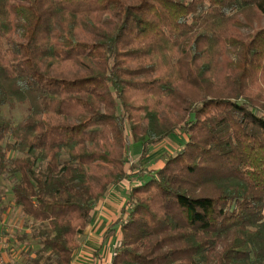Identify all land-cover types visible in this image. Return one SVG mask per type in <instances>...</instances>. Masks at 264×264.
Wrapping results in <instances>:
<instances>
[{
    "label": "trees",
    "instance_id": "16d2710c",
    "mask_svg": "<svg viewBox=\"0 0 264 264\" xmlns=\"http://www.w3.org/2000/svg\"><path fill=\"white\" fill-rule=\"evenodd\" d=\"M178 134L110 264H264V0H0V177L28 264H71L131 145Z\"/></svg>",
    "mask_w": 264,
    "mask_h": 264
},
{
    "label": "crops",
    "instance_id": "0c3cea01",
    "mask_svg": "<svg viewBox=\"0 0 264 264\" xmlns=\"http://www.w3.org/2000/svg\"><path fill=\"white\" fill-rule=\"evenodd\" d=\"M186 140V134L173 135L165 141L152 146L149 153L142 159L140 158L141 146L139 143H135L131 149H133L132 152L137 155V161H130V164L139 165L140 169L144 168L147 170L148 175L142 176L149 178L156 169L163 165L166 156L174 154L184 145ZM136 169L132 170V177L134 176V171ZM125 180L111 187L91 211V221L85 228L84 232L80 235V245L74 253L71 264L111 263L112 256L116 251L115 248L119 245L118 243L120 240L119 221L125 217L122 213V209L127 201L128 191L132 186L129 184L127 186L126 184L123 185ZM126 183L128 182L126 181ZM6 225L2 226L1 230L4 228L5 232L8 230L10 234H13L15 223L9 221L8 225ZM109 229H113L114 232L108 234ZM0 237L2 240V231H0ZM15 240H17V237H15ZM0 255H2L9 263H11V260L17 261L20 257L19 251L10 248L6 249L5 245L3 246L2 243H0Z\"/></svg>",
    "mask_w": 264,
    "mask_h": 264
},
{
    "label": "rangeland",
    "instance_id": "374dc122",
    "mask_svg": "<svg viewBox=\"0 0 264 264\" xmlns=\"http://www.w3.org/2000/svg\"><path fill=\"white\" fill-rule=\"evenodd\" d=\"M2 113L5 117L10 119L13 123H18L20 120H22L29 112V105L27 103H13L12 105H4L2 107ZM134 145V144H133ZM133 145H131V148H133ZM137 146V145H136ZM133 149L129 152V159L131 162L137 161V155L132 152ZM148 171L143 169H136L134 171V176H129L125 182H123V185L126 184V186L129 184L135 185L141 182H144L148 179V177H143L142 175H148ZM126 181L128 183H126ZM11 185L12 182L10 179L6 177H0V223L1 228L2 226L7 225L9 221H13L15 223L14 225V233L10 234V232L7 230L4 231V228L2 231V238L5 241V247L10 249H15V251H19L20 257L17 261L11 260V264H28L27 263V256L34 257L35 250L37 249V245L35 244V241L32 239H29L30 232L33 228V223L26 217H24L21 214L20 209H18L14 203L11 196ZM111 189V188H110ZM98 203V202H97ZM96 203V205H97ZM95 205V206H96ZM125 206V205H124ZM6 225V226H7ZM5 226V227H6ZM28 233V237L26 239H22L21 236L26 233ZM15 237H17V240H15ZM81 239V236H79ZM79 239V241H80ZM119 244V243H118ZM117 244V245H118ZM118 247V246H117ZM116 247V248H117ZM115 248V250H116ZM114 250V249H113ZM29 253L28 255L26 253Z\"/></svg>",
    "mask_w": 264,
    "mask_h": 264
},
{
    "label": "built area",
    "instance_id": "2783aa9c",
    "mask_svg": "<svg viewBox=\"0 0 264 264\" xmlns=\"http://www.w3.org/2000/svg\"><path fill=\"white\" fill-rule=\"evenodd\" d=\"M0 231H1V223H0ZM0 240H1V237H0ZM0 243H2L3 246H4L5 245L4 239H2ZM0 264H11V263H9L8 261H6L4 259V257L2 255H0Z\"/></svg>",
    "mask_w": 264,
    "mask_h": 264
}]
</instances>
